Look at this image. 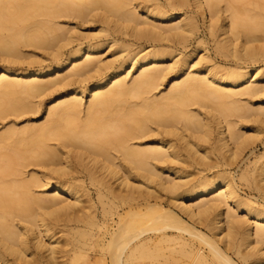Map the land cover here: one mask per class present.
I'll return each mask as SVG.
<instances>
[{"label": "bare ground", "instance_id": "bare-ground-1", "mask_svg": "<svg viewBox=\"0 0 264 264\" xmlns=\"http://www.w3.org/2000/svg\"><path fill=\"white\" fill-rule=\"evenodd\" d=\"M191 4L231 65L201 40L186 50ZM45 96V120L24 123ZM249 122L264 124V0H0V264L54 261L47 215L78 203L84 176L109 199L108 264L160 245L264 264V206L225 169L264 130ZM240 178L264 196V153Z\"/></svg>", "mask_w": 264, "mask_h": 264}, {"label": "rangeland", "instance_id": "rangeland-1", "mask_svg": "<svg viewBox=\"0 0 264 264\" xmlns=\"http://www.w3.org/2000/svg\"><path fill=\"white\" fill-rule=\"evenodd\" d=\"M190 8L193 10H188L187 12L197 18L199 27L193 42L186 48V50H189L193 44H196L199 40H201L202 42L200 44L202 47H206V50H200L198 55H202L206 53V51H209L216 64L224 66L231 65L232 63L229 62V60L222 58L219 54L216 55L213 37L210 36L209 30L204 27V17L200 12L195 11L196 6L194 4H191ZM130 48H138V45L135 44L133 46H130ZM137 72L138 71H135V74ZM90 96L91 94L87 93L85 95V99H89ZM46 98L47 97L45 96L41 105V109L39 112H37V114H32V112L27 113L26 116H29L30 120L28 122L25 121L24 123H38L45 120L48 107V100H46ZM254 106H257V104H255ZM250 125L262 126L264 124H261L259 122H249L248 125L243 127V129L247 131L245 134L251 133V128L249 127ZM249 143L252 144L247 145V148H244L242 153L240 152V155L237 158L231 160L229 164H226L225 169L226 171L234 175V182L237 188L238 196L245 200H254L255 205L257 207H261L264 206L263 194H261V192L249 181L244 178H240V175L242 172H248V170H251L258 156L264 153V130L261 132L259 137L254 140V142ZM201 144L205 145V142L202 141ZM214 158L215 156H213V158H209L208 160L212 161ZM186 168L188 172H192L191 177L195 176V173L198 171L195 166H188ZM83 179V184L85 185L84 190H87V193L83 191L84 194L80 195L78 203L69 206L70 208L68 207L58 209L57 211L59 213L55 212V215H47V219L52 222L51 225L54 224V226H52V232L54 231V239H58V249L55 259L54 261H52V263L48 262L43 254H40V262L38 264H108L107 262L109 260L103 258L100 247L103 240L102 237L106 232L108 225L111 223V220L108 221L107 219H105L106 216H111L110 213L104 211V202H108L109 199L106 197L107 199H104L103 202L101 200L102 198H100L97 194L96 185L92 184L89 178L85 176ZM106 208H110L108 203L106 204ZM111 210L115 212L114 208H112ZM239 212L241 214L245 213L243 210H240ZM113 216H115V219L117 218V215ZM94 221H97L98 223L93 224ZM91 232L93 233V235L91 234ZM45 239H48V237ZM159 247L162 248H154L151 252V254H153H150L151 256H148L149 258L140 257L143 259V261H141L140 258H136L137 260L135 259L134 263L189 264V259L191 261L193 258V255L188 252L184 253L181 250L171 251L166 249V245H160ZM163 247L165 249H163ZM184 256H186V258ZM176 257L177 259H180H178L177 261Z\"/></svg>", "mask_w": 264, "mask_h": 264}]
</instances>
